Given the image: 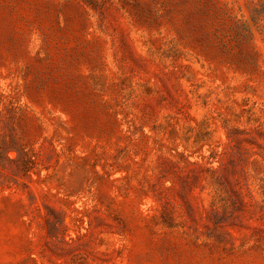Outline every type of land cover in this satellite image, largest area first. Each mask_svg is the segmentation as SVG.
I'll return each instance as SVG.
<instances>
[{
  "label": "rangeland",
  "instance_id": "rangeland-1",
  "mask_svg": "<svg viewBox=\"0 0 264 264\" xmlns=\"http://www.w3.org/2000/svg\"><path fill=\"white\" fill-rule=\"evenodd\" d=\"M0 264H264V0H0Z\"/></svg>",
  "mask_w": 264,
  "mask_h": 264
}]
</instances>
